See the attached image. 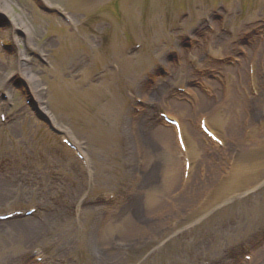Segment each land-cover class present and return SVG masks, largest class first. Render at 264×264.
I'll use <instances>...</instances> for the list:
<instances>
[{"label": "rangeland", "instance_id": "rangeland-1", "mask_svg": "<svg viewBox=\"0 0 264 264\" xmlns=\"http://www.w3.org/2000/svg\"><path fill=\"white\" fill-rule=\"evenodd\" d=\"M2 1L11 8L0 13V23L27 32L12 36L0 28V41L12 48H0V88L21 59L36 93L43 90L41 110L83 146L87 164L37 122L11 88L7 122H0V188H6L0 214L32 209L36 224L46 222L26 240L12 226L0 227V264H22L34 248L47 255L45 264H230L222 257L230 248L262 240L264 0H49L70 19L50 14L54 8L44 0ZM135 43L141 47H129ZM12 78L20 84L21 76ZM178 88L184 94L177 95ZM230 94L243 100L233 129L225 121ZM138 102L153 108L148 112ZM152 111L182 127L191 163L182 195L180 169L175 185L167 182L173 163L182 172L174 137L168 136L172 149L163 144L151 156L145 145V135L168 131L154 124ZM201 119L224 149L197 132ZM139 122L147 127L142 135ZM188 133L197 136L198 152ZM195 182L203 186L190 194ZM110 192L117 198L102 222L104 209L95 198ZM181 197L185 204L179 205ZM124 205L149 220L146 227H156L155 233L143 232L137 221L133 237L114 233L103 242L104 227L124 214ZM251 258L250 264H264V247Z\"/></svg>", "mask_w": 264, "mask_h": 264}, {"label": "bare ground", "instance_id": "bare-ground-1", "mask_svg": "<svg viewBox=\"0 0 264 264\" xmlns=\"http://www.w3.org/2000/svg\"><path fill=\"white\" fill-rule=\"evenodd\" d=\"M45 1L48 4L50 3L49 0H45ZM91 2L93 3L94 1H91ZM9 8H11V7L9 6ZM9 8L6 5L5 2H3L2 0H0V13L1 14L4 15L5 12H7ZM3 28L4 29L6 28L8 30V32H9V34L12 35V36H16V32H20V30L22 32H27V29L25 27L21 26L20 24H16V25L14 24V26H13V22L11 24L5 23L4 26H3ZM200 33L202 34V31ZM13 39H15V37L12 38V40ZM13 41H15V40H13ZM27 45L30 46V39L29 38L27 39ZM30 48L31 47H28V49H30ZM185 53H189V52L188 51H185ZM22 54H24V52ZM19 58H21V57L19 56ZM26 66L27 65L24 64L21 59H18V63L16 65L15 70L13 69L14 70L13 73H8L6 75V81L3 82V84H2L3 86L2 87H6L7 90H10V87H11L12 83H8L7 84V81L9 80L10 77L14 76V74L16 73V74H18L17 76H21V77H23L25 79V81L27 82V85H28L29 92H31L32 95L34 97H36V101H37L38 96H40V95H38L36 93V90L35 89H37L38 86H37V83H36L35 78H33V76H29L28 75L29 68L26 67ZM194 78L195 77H192V79H194ZM189 79L190 78H188L187 80H189ZM143 83H144V81H143ZM236 97L235 96H232L230 94L229 98L226 101V103L229 102L227 104V106H229V107L226 106L227 107V111L225 110V115H226L225 116V121H228L227 122V124L229 125L228 127L232 128V129L237 126V123L236 122H238V120H240V119H236L235 120V118L233 117V113L235 111H238V110L241 111L242 104H243V100L239 99V96L238 95H236ZM205 103H207L208 105L209 104L213 105L212 102H209V101H206V100H205ZM211 105H209V106H211ZM174 107H178V106L177 105H174ZM255 108H256V104H253V106H251L250 112L252 110H254ZM199 111L201 112L200 108H199ZM242 114H243V112L241 111V114L239 113V118H240V116ZM142 123L139 122V125H140V131L139 132H140L141 135H142V128L143 127L145 128V125H146V124L143 125ZM146 129H147V127L145 128V130ZM143 135H144V133H143ZM168 136L172 137L171 132L170 131L163 130V129L159 130V132H157V133L154 131L153 134H150V136L148 134L145 135L144 138L148 137L146 139L149 140V141H147V143L145 145L148 148V151L150 153V156L153 153L152 152V149L153 150L154 149H158L159 146L160 145H163V144H165L167 146L170 145V147L172 149V145L170 144V140H169ZM188 138H190V141L192 142L193 148L196 149L197 152H198L199 149H200V147H199V144L197 142V136L195 134H193V133H188ZM173 164H174V167H175V173H174V175L172 177L167 178L168 179L167 180L168 187H172V186L175 185L176 175H177L179 169H180V175L182 174L180 164L177 163V162H176V165H175V163H173ZM211 174H212V171L209 172L208 177H210ZM3 181H5V180H3ZM46 186H48V183H46ZM200 186H203V185L200 184V182L190 183L189 190H188L189 193L190 194H192V193L197 194L198 188ZM5 189H6L5 187H1L0 188V194L1 193H4ZM178 203H179V205L180 204H185V201L181 197L178 200ZM160 207H161V211H164V210L167 209V205L165 207H164V205H161ZM125 208H126V210L124 211V214H122L121 216H119L120 218H113L112 219L113 222H114V224L113 225H110L111 227H104V229L107 228V231L102 232V233H104L103 238H102L103 239V242L108 241L106 239H109L110 236L113 235L114 233L122 234V235H125L126 237H133L134 233L137 234L140 231V230L137 231V229H135V227H134V225L136 224L137 221L138 222H141V221L143 222V223L141 222L142 223V227H144L143 228V232H146L147 233L148 231H151V233H155L154 230L156 229V227L153 230H150V229H148L146 227L147 225L150 224L149 223V220L145 221L146 218H142V216H141V221H140V218H139L140 216H137L135 214L134 210L132 211V209H131L130 206L129 207L128 206H125ZM168 214H169V212H168ZM144 221L147 222V223H145ZM3 226H12V228L14 229L13 230L14 231L13 233L17 232V235H19L20 237L23 236L25 240L29 236L34 235L37 232L38 233L39 232H42V230H41L42 229L41 228L42 226L39 225V224H36V222L33 221L32 219L13 220V221H10V222L0 223V227H3ZM15 235H16V233H15ZM24 239H21L20 242H23ZM222 257L224 259H226L227 256L226 255H223Z\"/></svg>", "mask_w": 264, "mask_h": 264}]
</instances>
